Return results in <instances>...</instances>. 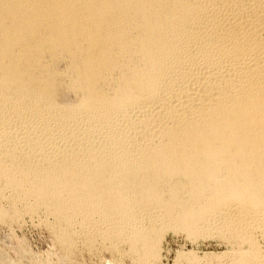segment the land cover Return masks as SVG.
Instances as JSON below:
<instances>
[{
	"label": "bare ground",
	"instance_id": "bare-ground-1",
	"mask_svg": "<svg viewBox=\"0 0 264 264\" xmlns=\"http://www.w3.org/2000/svg\"><path fill=\"white\" fill-rule=\"evenodd\" d=\"M0 186V221L52 217L31 264L75 225L142 264L166 230L264 264V0H0Z\"/></svg>",
	"mask_w": 264,
	"mask_h": 264
},
{
	"label": "rangeland",
	"instance_id": "rangeland-1",
	"mask_svg": "<svg viewBox=\"0 0 264 264\" xmlns=\"http://www.w3.org/2000/svg\"><path fill=\"white\" fill-rule=\"evenodd\" d=\"M3 187L0 186V194L2 197H7L9 192L7 188L5 189ZM0 200L1 207H7L8 199L3 197ZM25 213L26 214L23 213L24 215H21L22 217L15 219V221L11 220L12 222H10L9 219H7L8 221L6 219L0 221V249L3 250L11 259H18L23 264H31V259L29 258L30 255L34 257L36 256L35 258H46L52 262L56 261L59 256H61V252L59 251L58 245L54 241L53 230L49 225L52 221V217L42 210ZM158 222L156 225L159 224ZM166 231H164L165 233L160 236V242L158 241L159 251L156 254V257H153L155 261L152 258V263L150 264H189L193 258L194 262L192 261V264L195 262V264H231V261H229L228 258L229 255L235 253L237 251V247L241 249L246 248L245 244L243 246L241 243L234 241H230L229 244L227 240L222 238L220 239V237L213 238L211 236H204L203 239V236H201V239L199 236L194 240L189 238L187 233L182 231ZM74 233L73 238L75 246L73 247L72 254H70L71 256H69L67 260L64 259V264H142L139 262L141 261L140 258L137 257H141V254L137 255L136 253V255H131V253H128L129 244L127 242L125 243L124 241H121L116 243V247H118L116 249L114 247L111 248L112 246L110 247V244L108 245L109 242L105 243V247L104 244L98 243L94 245L95 247L87 248L85 247V237H87L85 233H83V231L76 225ZM256 239L257 244L261 245V248L260 246L259 248L262 252H264V240L260 236ZM20 243L24 244L28 253H24L23 255L19 253L18 247ZM229 245L233 246L231 247ZM204 254H206V256ZM217 254L219 255L217 256ZM185 259L186 262H184Z\"/></svg>",
	"mask_w": 264,
	"mask_h": 264
}]
</instances>
